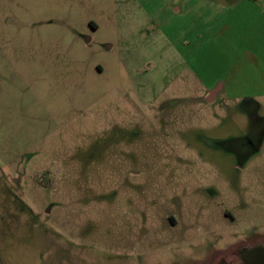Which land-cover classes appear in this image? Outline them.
Returning a JSON list of instances; mask_svg holds the SVG:
<instances>
[{"label":"rangeland","instance_id":"rangeland-1","mask_svg":"<svg viewBox=\"0 0 264 264\" xmlns=\"http://www.w3.org/2000/svg\"><path fill=\"white\" fill-rule=\"evenodd\" d=\"M254 103L264 0H0L2 263L215 264L263 239L264 139L230 156Z\"/></svg>","mask_w":264,"mask_h":264},{"label":"flooded vegetation","instance_id":"flooded-vegetation-1","mask_svg":"<svg viewBox=\"0 0 264 264\" xmlns=\"http://www.w3.org/2000/svg\"><path fill=\"white\" fill-rule=\"evenodd\" d=\"M255 1V0H253ZM94 30H97V27L90 23ZM226 87L222 84L215 85L211 88L206 89V93L201 98L202 101L208 105H217L219 110L223 109L222 104L219 105L218 102L222 101V93L225 91ZM170 100L165 105L170 106ZM257 103L249 105V109H245L247 113H249L250 119V132L245 137L233 138L230 139V142H237L238 147L237 150L230 154L232 159H235L237 163H239V167L237 169H242L246 163H248L251 158L259 151L262 146L264 139V116L259 114V107ZM176 111L170 112L169 116L171 119L158 121L156 120V125L152 127L157 130V133L162 138H169L168 133H176L183 134L185 129L189 128L190 121L187 120L188 115L190 114V110H185L178 112ZM217 123V122H216ZM158 124H161L160 126ZM218 124V123H217ZM161 128L160 130L158 128ZM216 127V126H215ZM188 201H183L180 199L172 198L171 200H166L164 203H183ZM160 203V202H156ZM264 246V238L254 241L245 242V244L232 248L225 253H223L216 261L215 264H240L242 259V253L246 249H251L255 246Z\"/></svg>","mask_w":264,"mask_h":264},{"label":"water","instance_id":"water-1","mask_svg":"<svg viewBox=\"0 0 264 264\" xmlns=\"http://www.w3.org/2000/svg\"><path fill=\"white\" fill-rule=\"evenodd\" d=\"M240 264H264V246H255L242 253ZM0 264H3L0 258Z\"/></svg>","mask_w":264,"mask_h":264},{"label":"crops","instance_id":"crops-1","mask_svg":"<svg viewBox=\"0 0 264 264\" xmlns=\"http://www.w3.org/2000/svg\"><path fill=\"white\" fill-rule=\"evenodd\" d=\"M226 87V86H225Z\"/></svg>","mask_w":264,"mask_h":264}]
</instances>
